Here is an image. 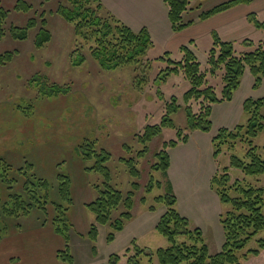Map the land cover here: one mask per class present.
<instances>
[{
    "label": "rangeland",
    "instance_id": "1",
    "mask_svg": "<svg viewBox=\"0 0 264 264\" xmlns=\"http://www.w3.org/2000/svg\"><path fill=\"white\" fill-rule=\"evenodd\" d=\"M20 1L0 0V54L14 52L10 62L0 63V264H62L58 252L66 245L73 264H112V254L118 256L114 264H128L136 255L135 245L153 255L150 259L140 254L138 264H161L155 252L170 242L156 230L166 209L156 197L169 193L179 198L175 204L179 213L186 208L190 227L202 230L209 253L219 252L225 241L220 217L232 205L220 201L212 178L227 170L226 189L234 196V182L264 188V173L248 175L231 164L232 156L245 160L249 146L245 138L232 145L221 144L216 156L212 138L221 127L234 130L236 125L247 124L249 115L243 110V102L264 97V79L254 88V76L246 68L232 99L213 105L211 129L204 133L199 130L194 136L188 129L185 107L190 105L198 111L199 103L184 99L191 82L182 70L167 72L173 65L161 59L165 56L179 61L180 50L167 54L162 41L153 38L137 62L104 69L92 54V39L76 36L75 23L59 12L67 0H22L27 8L21 7ZM142 1L136 2V9ZM223 1L190 0L192 9L183 18H197ZM41 30L49 31L50 39L36 46ZM213 38L209 35L200 40L195 53L200 70L206 74L205 85H211L221 96L223 70L211 74L207 63ZM248 39L253 46L235 42L234 49L240 53L259 44L264 48V29ZM78 55L83 61L74 64ZM172 97L178 104L170 115L173 125L162 127L151 140L141 142L139 135L147 126L161 123ZM259 112L264 116V105ZM180 129L182 136L189 134L188 139L167 148L172 158L169 171L154 169L164 143L181 140ZM252 143L264 156V130L252 138ZM82 149L89 151L90 157ZM102 154L109 155L102 161L108 179L95 167ZM128 161L138 170L137 177L132 175ZM63 177L68 179V199L60 191ZM105 182L123 197L134 191L132 218L124 222L122 230H113L111 222L125 209L122 200L112 210L109 222L98 225L97 238L91 240L88 232L95 214L87 204L97 198ZM134 182L139 185L137 190L133 189ZM56 205H60L61 214ZM58 215V225L65 234L55 230ZM110 232H115L112 241L107 240ZM261 239L264 228L237 251L241 264H264ZM255 249L259 251L256 254L252 253Z\"/></svg>",
    "mask_w": 264,
    "mask_h": 264
},
{
    "label": "trees",
    "instance_id": "2",
    "mask_svg": "<svg viewBox=\"0 0 264 264\" xmlns=\"http://www.w3.org/2000/svg\"><path fill=\"white\" fill-rule=\"evenodd\" d=\"M253 0H226L218 3L208 10L198 14L197 19L203 20L217 13L225 11L238 4H249ZM190 0H164L167 7L168 19L171 24L172 31L179 32L186 26L192 24L195 19L184 20V13L192 9L189 5ZM20 6L27 8L28 4L20 1ZM59 12L68 20L75 23V34L79 37L92 39L91 51L98 60L100 66L104 69H114L126 64L137 62L142 55L145 54L147 48L152 44V38L147 28L142 27L140 30H133L114 14L103 10L101 0H67V4L59 7ZM4 13V12H3ZM192 18V17H191ZM248 20L257 29H264V21L257 18L255 13L248 14ZM33 20L29 21L32 24ZM16 35V32H13ZM24 37L23 33L20 35ZM213 44L209 49L207 63L214 74L217 70H223V89L221 96H218L211 85H205L206 74L200 70V62L195 53L188 45H181L179 50L182 58L179 61L172 60L162 56L161 59L167 60L173 65L168 68L167 72H178L182 70L185 76L190 80L191 87L184 93V99L189 103L191 100L199 103L198 111H194L192 106L186 105V116L188 129L190 131L200 130L207 132L212 127L211 112L215 103L230 101L234 91L240 85V79L248 68L254 76V88H258L264 79V48L261 44L256 45L253 50L242 51L238 53L233 46V42L222 40L217 33L213 34ZM50 39V33L47 30H41L38 33L36 46L42 45ZM245 46H253L254 42L250 39L243 40ZM169 54L168 52H166ZM14 57L13 51H6L0 54V63L10 62ZM83 61V57L78 55L74 60V64ZM58 89L59 86H52ZM264 105V97L253 100L245 99L243 102V110L249 115L246 125H236L234 130H228L225 127L219 128L218 132L213 136L212 143L215 147L214 155L220 152V146L229 142L231 145L238 138H245L249 146L246 150L245 160L236 156L231 157V164L242 169L248 175H257L264 173V156L258 153L257 146L253 145L252 138L264 130V116L260 114V109ZM178 104L176 99L172 97L171 102L167 104V113L162 117L160 124L149 125L144 132L139 135V140L143 143L151 140L156 136L164 126H172L173 120L170 115L176 112ZM188 133L182 136L181 129L178 136L181 140H170L164 143V148L157 153L158 161L153 165L154 169H161L164 172L170 166V154L167 148L175 147L180 142H186ZM82 153L86 157H90L89 151ZM109 157L108 154L99 156L96 168L101 170L108 179L109 172L102 161ZM131 173L137 177L139 172L134 165L128 161ZM229 175L227 170L222 174L214 175L212 185L217 190L220 201L230 203L231 210H228L220 217L223 226L225 241L219 252L209 253L207 244L202 237V230L199 227L191 228L190 221L187 217L181 215L177 208L176 197L169 193L165 196H157L156 201L166 206L165 211L160 216L156 230L167 238L170 242L168 247H160L156 250L155 256L161 264H241L237 251L243 248L247 241L251 239L259 230L264 228V188L243 187L238 182L232 183L231 189L234 190V196H231L226 189L228 187ZM159 185V182H157ZM139 187L137 182L133 183V189ZM151 184L148 185V190ZM62 196L68 199V179L63 177L62 188L60 189ZM134 191H129L123 197L121 191L111 187L107 182L104 188L99 189L97 198L88 203L87 206L95 214V223H93L88 232L91 240H95L98 235V225L106 224L111 218L112 210L123 200L125 209L121 212L120 218L111 222L113 230L120 231L124 227V222L132 218L131 209L133 207ZM43 208V205H40ZM55 209L61 214L60 205H56ZM151 210L154 209L152 206ZM59 215L54 221L55 230L62 229L58 225ZM64 227L68 229V226ZM115 232H110L107 236L108 241H112ZM182 236V240L177 237ZM67 238V236H65ZM260 247H264V239L259 241ZM136 255L128 259V264H138L137 257L145 254L152 259V253L145 248L135 245ZM258 249L252 250V253H258ZM62 264H73V256L66 248L58 252ZM118 260L116 254L110 256V263L114 264Z\"/></svg>",
    "mask_w": 264,
    "mask_h": 264
},
{
    "label": "crops",
    "instance_id": "3",
    "mask_svg": "<svg viewBox=\"0 0 264 264\" xmlns=\"http://www.w3.org/2000/svg\"><path fill=\"white\" fill-rule=\"evenodd\" d=\"M137 1L101 0L106 11L114 14L135 31L140 30L142 27L147 28L151 38L162 41V44L168 48L166 50L169 52H178L179 47L182 44H186L195 53V48L200 40L214 33H217L224 41L243 42L244 39L252 38L258 30L249 22L248 14L255 13L258 19L264 21L262 18L264 0H253L249 4H238L203 20L188 17L186 20L195 19V21L180 32H173L164 0H154V2L152 0H143L140 9L135 7ZM147 16H150V18H146ZM198 131L194 130L192 132L194 136H196L195 132ZM191 137L192 135H190L189 140ZM179 201V198H176V204H179ZM182 211L183 213L180 214L186 217V208H183ZM188 218L190 219L191 217ZM200 221L201 219L198 224H201Z\"/></svg>",
    "mask_w": 264,
    "mask_h": 264
}]
</instances>
